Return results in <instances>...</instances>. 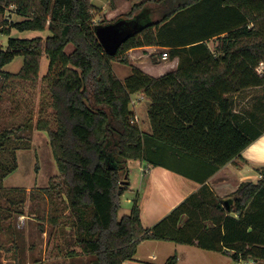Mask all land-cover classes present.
Segmentation results:
<instances>
[{
  "label": "trees",
  "instance_id": "1",
  "mask_svg": "<svg viewBox=\"0 0 264 264\" xmlns=\"http://www.w3.org/2000/svg\"><path fill=\"white\" fill-rule=\"evenodd\" d=\"M11 6L24 19L2 29L8 39L0 49V69L22 55L17 75L35 81L41 56L49 58L56 128L41 120L37 127L49 132L63 179L57 186L73 212L77 246L94 258L90 264H124L145 239L195 244L236 262L264 261V171L259 181L239 185L231 211L205 183L264 132L237 122L232 99L244 89L264 86V72L258 70L264 62V0H142L119 18L138 15L144 26L114 56L95 33L97 24L112 20L95 23L91 0H0V13ZM12 28L49 34L18 38ZM149 45L168 47L170 56L179 58L177 69L154 77L132 65L125 79L116 76L112 60ZM121 60L128 63L126 57ZM138 92L151 101V133L130 110ZM190 156L201 159V176L180 166L181 158L187 162ZM129 160L164 166L202 186L146 228L137 199L129 214L119 216ZM175 260L174 255L165 264Z\"/></svg>",
  "mask_w": 264,
  "mask_h": 264
},
{
  "label": "rangeland",
  "instance_id": "2",
  "mask_svg": "<svg viewBox=\"0 0 264 264\" xmlns=\"http://www.w3.org/2000/svg\"><path fill=\"white\" fill-rule=\"evenodd\" d=\"M15 9V6H11L5 13H0V49L7 46L8 39V35L3 33L2 29L7 28L11 22L24 19ZM92 13L95 23L107 20L102 13L99 15L96 12ZM10 33L18 38L42 36L45 39L49 31H19L12 28ZM210 42H213L212 46L217 44L215 39ZM164 51L158 49L148 60L163 61ZM125 57L128 63L121 60ZM171 59L172 57L168 60ZM130 61L132 60L126 52L112 60L114 73L122 80L131 73ZM23 64L24 57L20 55L0 69V264H90L94 258L83 253L75 242L74 215L72 210L67 208L68 202L63 187L59 188L63 184V179L58 171L49 132L37 127V121L41 120L49 121L50 128H56L50 92L53 75L47 76L49 58L45 53L41 56L39 77L35 81L17 75ZM169 64L163 63L157 70L164 69ZM262 64L263 73L264 62L261 63L260 69ZM4 72L11 74L6 76ZM256 96H260V99L252 101L250 97L249 107L242 106L240 102L238 107L250 113L249 110L255 104L253 115L256 118V126L253 131H263L264 86L255 92V98ZM140 97L136 93L132 95V99L136 101ZM145 99L149 97L146 96ZM233 101L235 106V99ZM138 102L136 107L141 122L139 123L137 119L136 122L141 127L144 126V121L148 124V114L145 100ZM130 110L134 111L132 103ZM12 166H15V169L5 178H1V175ZM131 168L132 175L138 172L139 177L141 172L139 166L132 163ZM258 170L259 175L256 174L253 182L263 177L264 166ZM122 177L124 180V175ZM57 183L61 185L57 186ZM235 192L236 190L232 193ZM135 196L136 193L126 190L120 197L119 211L130 210ZM231 214L237 216L235 212ZM55 218H58L57 223L52 222ZM175 243H172V248L175 247ZM179 249L181 251V248ZM173 255H176L174 251ZM229 261L233 264L231 259ZM247 264H264V261L253 260Z\"/></svg>",
  "mask_w": 264,
  "mask_h": 264
},
{
  "label": "crops",
  "instance_id": "3",
  "mask_svg": "<svg viewBox=\"0 0 264 264\" xmlns=\"http://www.w3.org/2000/svg\"><path fill=\"white\" fill-rule=\"evenodd\" d=\"M91 1L96 7L93 12H96L98 15L102 13L107 20L113 21L128 14L133 5L142 0ZM210 41L209 46L214 49L215 46H212L211 43L213 42ZM158 49H163L168 53L170 52L168 47L149 45L129 49L126 54L129 56V59L132 60L130 61L131 65L141 68L151 76L159 77L169 71L176 70L179 64V58L172 57L171 60H168L171 58L169 53L167 58L162 57L163 61H153V59L149 61L148 59L151 58L150 55ZM67 50L72 51L73 47L68 45ZM166 62L170 64L164 69L157 70L159 66ZM260 87L261 86L250 87L232 95V99H235V106L233 107L237 122L255 126L256 118L253 114L256 105L254 104L253 108L249 110L251 112L247 113L246 109H240L238 107V103L240 102L242 106H248L250 97L253 99L252 101L256 99L259 100L260 96H256L255 98V92L260 90ZM136 94H138L139 97L141 96L140 99L137 100V102L139 101L138 103L145 100L146 113L148 114V107L151 103L150 99H145L146 96L142 92ZM136 106L137 104L134 105V113L136 119L140 123V114ZM141 127L144 128L143 130L145 132L151 133L149 116L148 124L144 121V126L141 125ZM201 162L200 158L190 156L187 162L184 158H181L180 166L194 175L201 176L202 172L198 170L199 165L202 164ZM132 163L139 166L141 171L139 177L138 172H136V174L134 173V176L132 175ZM262 166H264V132H262L241 155L221 167L210 176L205 183L215 195L223 198L237 190L241 183L255 180L256 174L259 175L258 168ZM128 170V174H126L127 177L126 175L124 176L129 183L127 190L136 193L133 200L137 199L141 222L146 228L153 227L187 197L197 192L202 186L199 180L187 177L186 175L161 165L154 166L144 160H129ZM131 209H124L125 211L122 212H120V209L119 216L121 217L124 214H129ZM173 242L174 241L170 240L145 239L139 243L134 258L124 261V264H165L170 257L174 256L173 251L176 253L175 264H230V259L233 264H238L231 256L222 252L203 249L195 244L177 242H174L176 245L172 248ZM179 248H181V251ZM210 253H214L215 255H209ZM248 261L250 263L252 262V260Z\"/></svg>",
  "mask_w": 264,
  "mask_h": 264
},
{
  "label": "water",
  "instance_id": "4",
  "mask_svg": "<svg viewBox=\"0 0 264 264\" xmlns=\"http://www.w3.org/2000/svg\"><path fill=\"white\" fill-rule=\"evenodd\" d=\"M144 26V19L136 15L133 18H118L115 21L97 24L95 33L105 51L114 56L124 42ZM127 177V175H126ZM123 182H127L124 179ZM238 195L230 194L222 198L227 210L231 211L237 203Z\"/></svg>",
  "mask_w": 264,
  "mask_h": 264
},
{
  "label": "built area",
  "instance_id": "5",
  "mask_svg": "<svg viewBox=\"0 0 264 264\" xmlns=\"http://www.w3.org/2000/svg\"><path fill=\"white\" fill-rule=\"evenodd\" d=\"M168 56H169V54H168L167 51L163 52V54H162V57H163V58H167ZM262 63H263V62H262ZM260 65H261V64H260ZM258 70H259V72L262 73V71H263V64H262V69H260V66H259V67H258ZM136 103H137V101L132 99V104H133V105H136ZM240 262H244L245 264H247L249 261H240ZM240 262H238V264H239Z\"/></svg>",
  "mask_w": 264,
  "mask_h": 264
}]
</instances>
